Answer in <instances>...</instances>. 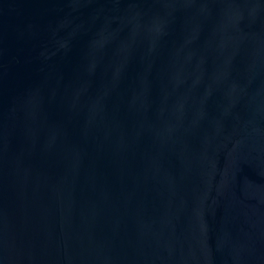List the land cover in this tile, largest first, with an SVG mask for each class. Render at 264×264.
Wrapping results in <instances>:
<instances>
[{
    "label": "water",
    "instance_id": "water-1",
    "mask_svg": "<svg viewBox=\"0 0 264 264\" xmlns=\"http://www.w3.org/2000/svg\"><path fill=\"white\" fill-rule=\"evenodd\" d=\"M0 264H264V0H0Z\"/></svg>",
    "mask_w": 264,
    "mask_h": 264
}]
</instances>
